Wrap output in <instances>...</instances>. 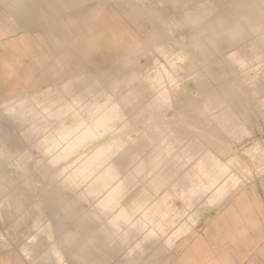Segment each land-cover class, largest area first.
<instances>
[{
  "label": "rangeland",
  "instance_id": "1",
  "mask_svg": "<svg viewBox=\"0 0 264 264\" xmlns=\"http://www.w3.org/2000/svg\"><path fill=\"white\" fill-rule=\"evenodd\" d=\"M79 4L0 18V264H264V0L181 35L143 0ZM95 10L86 54L122 52L76 69Z\"/></svg>",
  "mask_w": 264,
  "mask_h": 264
},
{
  "label": "bare ground",
  "instance_id": "2",
  "mask_svg": "<svg viewBox=\"0 0 264 264\" xmlns=\"http://www.w3.org/2000/svg\"><path fill=\"white\" fill-rule=\"evenodd\" d=\"M82 0H0V5H10L12 10L8 14L0 12V18H6L7 22L17 25L18 28H22L32 22L39 21L41 18L50 17L49 7L54 9L53 11H60V7L68 10L80 9L82 6L79 4ZM150 9V14L156 18V22L165 27L170 28V33H178L181 35L182 29L190 28L191 25H201L207 19L217 17L218 19L214 24L216 26H223L228 23V20L236 17L239 14H243L250 2L256 3L259 0H143ZM222 11L215 13L217 4L225 2ZM81 7H80V6ZM82 9V8H81ZM98 11V10H97ZM95 13L85 15L80 18L82 26L78 32L71 35L67 49L65 47L64 53L70 58L76 57L77 61L76 69L83 68L87 65L98 64L103 61H109L119 55L122 51L114 49L115 38L107 40L103 45L108 50L105 56L99 58H91L86 53L91 48L100 46V43L96 39L87 37L93 30H96L101 24L96 21ZM40 17V18H39ZM4 20V19H3ZM99 21V20H98ZM80 22V23H81ZM69 27V26H68ZM66 28L68 31L69 28ZM10 127L8 125H2L0 122V135L9 134ZM6 152V153H5ZM3 152L0 149V165L4 163L6 159L7 151ZM28 160L20 159L18 161L17 170L21 171L28 177L33 186H37L39 179H45V173L42 170H38L39 176H32L31 168L28 167ZM38 177V178H37ZM10 247L4 243L3 239H0V252L9 250Z\"/></svg>",
  "mask_w": 264,
  "mask_h": 264
}]
</instances>
